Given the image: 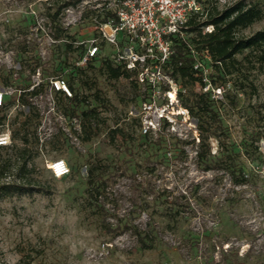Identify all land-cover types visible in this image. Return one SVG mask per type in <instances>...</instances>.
Segmentation results:
<instances>
[{
	"label": "rangeland",
	"instance_id": "1",
	"mask_svg": "<svg viewBox=\"0 0 264 264\" xmlns=\"http://www.w3.org/2000/svg\"><path fill=\"white\" fill-rule=\"evenodd\" d=\"M208 1L213 0H205L202 7ZM235 1L217 2V7ZM62 2L0 0V92L13 102L0 127V134L9 136L1 154L14 156L12 145H20L12 140V132L28 107L17 100L18 89L43 83L41 97L26 99L38 112V142L31 147L36 152L34 174L50 190L0 200V264H264V65L251 56V62L242 60L239 72L212 82L215 68L200 59L212 86L221 87L220 94L209 92L218 112L208 123L211 154L230 153L236 166L244 167L246 182L235 184L226 170H205L197 162L198 121L181 114L179 90L185 95L204 92L199 72L186 86L173 80L171 86L161 83L156 105L167 102L166 88L177 96L166 111L169 124L159 130L162 121H157L155 110L144 112L143 95H135L131 82L110 80L98 69L103 58H113L115 49L98 37L95 25L105 10L116 7L114 1ZM246 2L264 12V0ZM52 19L64 29L59 39H53ZM263 27L264 13L238 34L250 35ZM92 39L99 46L95 71L85 68L84 74L106 102L102 105L90 95L88 86L94 83L74 84L89 96V102L74 109L97 106L99 112L97 133L85 139L78 116H71L70 102L50 94L48 80H68ZM139 87V92L145 90ZM146 116L150 122L144 121ZM114 127L123 133L112 141L109 130ZM143 127L152 129L149 137ZM57 158L69 168L61 177L48 167ZM95 163L101 166L104 183L98 194L89 196L87 171ZM134 228L153 236L151 248L139 246Z\"/></svg>",
	"mask_w": 264,
	"mask_h": 264
},
{
	"label": "trees",
	"instance_id": "2",
	"mask_svg": "<svg viewBox=\"0 0 264 264\" xmlns=\"http://www.w3.org/2000/svg\"><path fill=\"white\" fill-rule=\"evenodd\" d=\"M83 0H63L61 6L76 5ZM117 1V0H116ZM201 4L205 0H200ZM58 13V12H57ZM263 10L256 4L246 2V0H236L235 2L219 9L215 0L208 1L205 7H202L200 13H193L186 26L183 28L186 35H190L189 39L183 40L180 37L172 36L173 53L163 65L165 73H167L173 81H180L184 86L191 84L196 78L197 70L193 68L194 58L190 53L188 45L193 46L196 52L200 53L203 49H207L210 55V62L215 68V78L212 75V82L214 80H225L226 75L239 72L242 66V60L246 59L251 62V56L255 58L258 65H264V27L251 33L250 35H239V31L251 26L256 21L263 17ZM98 15V14H97ZM113 10H105L100 21H106L109 16H113ZM55 24V32L53 39H59L64 35V29L59 22L52 19ZM212 25L210 32L204 31V27ZM242 55V58H238ZM92 58L85 66L75 67L71 72L69 79L66 80L71 96L63 95L56 91L55 97H63L70 102L71 116H78L80 129L86 134L85 139H90L92 135L96 134V120L99 112L97 106H88L85 109L75 110V106L81 102H89L88 94H80L74 87L77 83L78 87H86L94 80L87 78L85 68L87 70H94L95 66ZM110 80H118L125 78L129 80L135 88V95H144L145 92H139V84L136 80V72L128 70L123 65L115 62L111 58H103L98 69ZM35 68L32 69V73ZM90 80V82H89ZM8 85V83H6ZM94 84L89 85L88 88L93 90L90 94L95 99L101 100L102 105L106 100L100 99L98 89L94 88ZM44 84L38 82L30 89L29 86L18 89L17 100L20 104H26L28 113L24 116L16 130L12 132V140L18 139L19 146L15 147V155L3 156L2 150L7 148L5 145H0V200L13 195H29L33 193H49L48 186L37 180L34 174L35 164L34 157L36 152H33L32 142H38L34 122L37 120L38 112L36 107L27 101L26 96H36L43 90ZM72 91L74 93H72ZM181 105L187 109L191 116L197 118L199 129V144L195 150L197 162L202 164L205 170L209 169H224L226 170L233 183L244 184L247 180L245 169L242 165L236 166L233 155L225 153L222 156L216 157L211 154L210 145L208 142V134L211 125L209 119H215L217 110L215 109V100L210 98L209 92H197L191 94H183L181 90L178 91ZM57 97V98H58ZM143 97V96H142ZM13 104L12 100L3 101L0 104V127L4 125L7 118V109ZM76 113V114H75ZM36 123V122H35ZM159 125V130L164 129L169 124L165 119ZM30 127L31 129L30 132ZM123 130L120 127H114L109 130L110 138L118 134H122ZM152 129L148 128L143 135L149 137ZM1 132V129H0ZM101 166L97 163L88 168L87 171V188L89 196L99 193L103 186L104 178L101 171ZM9 180H4L7 176ZM133 234L137 238L139 246L149 249L154 244V238L146 231L134 228ZM17 264H29L28 261H19Z\"/></svg>",
	"mask_w": 264,
	"mask_h": 264
},
{
	"label": "built area",
	"instance_id": "3",
	"mask_svg": "<svg viewBox=\"0 0 264 264\" xmlns=\"http://www.w3.org/2000/svg\"><path fill=\"white\" fill-rule=\"evenodd\" d=\"M115 8L114 15L109 16L106 21L96 23L98 37L105 43L114 47L113 59L128 70L136 72V80L139 86L143 85L145 96L141 101V108L149 113L155 110L157 121L168 119L166 113L176 99L177 93L166 88L164 95L167 102L164 105H156L155 96L160 92L161 83H169L171 78L165 73L163 65L173 53L172 36L185 38L184 27L193 13H200L202 4L200 0H113ZM226 2V0H215ZM212 25L204 27V31L210 32ZM191 55L194 58L193 68L202 77V88L206 92L213 91V95L221 93L220 86H212L207 78L201 58L210 61L207 49L200 53L196 52L193 46L188 45ZM99 53V46L95 39L87 45L81 55L78 65L83 66ZM48 84L49 93L54 95L56 91L63 95L71 96V90L67 81L61 77H51ZM167 82V83H166ZM41 97V93L38 95ZM3 101V93L0 92V104ZM166 105V106H165ZM178 110V109H177ZM181 114H188L186 108L181 109ZM145 122L151 118L145 117ZM148 127H143L145 133ZM9 142V136L0 134V145ZM49 169L55 177H61L69 172L67 163L62 158L49 162Z\"/></svg>",
	"mask_w": 264,
	"mask_h": 264
}]
</instances>
